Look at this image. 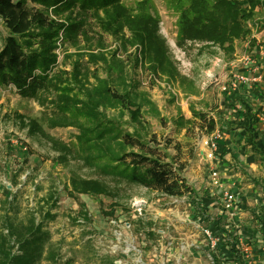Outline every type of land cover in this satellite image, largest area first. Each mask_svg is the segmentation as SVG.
Instances as JSON below:
<instances>
[{"label":"rangeland","instance_id":"rangeland-1","mask_svg":"<svg viewBox=\"0 0 264 264\" xmlns=\"http://www.w3.org/2000/svg\"><path fill=\"white\" fill-rule=\"evenodd\" d=\"M261 1L248 21L252 39L256 42L254 47L250 48L249 41L234 39L232 51L226 52L222 47L205 41H184L183 45H178V16L187 0H121L132 17L150 15L157 20L158 32L174 61L176 80L173 81L163 75L151 74L145 62L133 71V56L135 51L140 52V47L130 46L121 51L110 34L104 35L107 50L115 51L124 60L126 69H131V77L136 83L132 87L138 99L144 96L147 99L141 107L144 126H128V115H121L117 109H110L106 114L119 117L123 129L138 130L142 140L151 147H157L161 155L165 151L168 154L165 159L173 163L174 169L200 196L198 205L201 209L195 202L191 204L192 193L166 195L125 180L119 182L116 198L87 194L69 196L64 188L69 175L99 178L111 185L114 180L111 175L83 163L81 158L74 157L66 164L59 163L55 158L57 152L49 142L40 134L29 133L20 125L15 113L38 119L46 133L68 142L74 140L78 133L77 124L49 128L42 119L47 112L46 107L32 97L20 96L13 86H0V202L10 189L18 191L15 209L19 217L23 218L28 210L47 208L54 214L53 218L44 220L51 239L40 264H52L49 259L52 253L60 262L71 258V264H213L209 251L213 249L211 240L215 236L206 232L210 231V217H220L222 224L231 225V229L237 232L246 225L247 233L240 235L239 249L252 264L261 260L252 251L264 252L261 235L256 230L258 224L253 217L264 200L263 164L258 156L250 166L231 158L232 163L226 168L219 164L218 159L213 162L205 159L202 140L211 132H207L200 116L192 114V107L202 111L206 120L212 117L216 121L215 130L221 135L226 131L219 118L228 117V108L220 105V97L229 88L222 90L220 84L229 85L233 65L250 74L248 64L241 62L247 55H251L262 70V81L241 83L240 87L245 91L244 95H255V101L261 104L264 113V0ZM27 2L36 5L30 0ZM48 13L61 17L64 12L49 8ZM6 33L0 19V47ZM58 43L56 53L60 66L66 47L61 46L60 41ZM67 51L74 53V48ZM66 68L70 69V65L67 64ZM114 71L116 73L117 68ZM177 73L192 82L195 90L203 92L204 99L192 97L191 94L197 91L189 93L188 83H181ZM99 74L104 76L106 73L100 71ZM181 105L190 115L187 118L195 116L189 129L186 123L178 121ZM195 106L201 108L196 109ZM79 118L80 124L85 123L83 116ZM213 168L218 170L223 187L235 194L230 208L224 204V188L210 185ZM208 194L212 196L207 198ZM114 201L116 204L112 207ZM204 209L211 213L210 216ZM82 212L87 214L85 219ZM35 214L38 217V212ZM254 256L258 257L257 260Z\"/></svg>","mask_w":264,"mask_h":264},{"label":"trees","instance_id":"trees-1","mask_svg":"<svg viewBox=\"0 0 264 264\" xmlns=\"http://www.w3.org/2000/svg\"><path fill=\"white\" fill-rule=\"evenodd\" d=\"M27 1L0 0V19L7 30L0 47V86H13L20 96L32 97L46 107L42 119L49 128L77 124L79 131L74 140L68 142L46 133L38 119L15 113L20 125L29 133L40 134L49 142L57 152L55 158L59 163L81 158L83 163L111 175L114 180L111 185L99 178L72 174L64 184L67 194L71 197L87 194L116 198L118 184L125 180L166 195L192 193L190 197L198 206L201 198L174 169L173 163L165 159L168 154L163 151L161 155L157 147L142 140L138 130L123 129L119 117L106 114L110 109H117L121 115H128V126H144L141 107L147 99L145 96L138 99L132 87L136 83L131 77V69H126L124 60L115 51L107 50L105 34L118 42L121 51L130 46L140 47V52L135 51L133 56V71L145 62L151 74L176 80L174 61L158 32L157 20L150 15L132 17L121 0H30L36 5H29ZM187 1L178 16V45L184 41H205L230 52L234 39L249 41L250 48L256 44L248 21L255 7L262 4L261 0ZM49 8L64 13L61 17L52 16L48 13ZM59 41L66 47L60 66L56 53ZM70 47L74 48V53L67 51ZM67 64L70 69L66 68ZM114 68H117L116 73ZM100 71L106 74L101 76ZM179 76L181 83H188L187 91L195 93L193 83ZM240 86L235 91L223 92L222 106L228 108V117L219 119L226 128L238 131L244 148L251 151L253 161L258 156L262 162L264 174V135L258 125L262 107L255 101L253 93L244 95ZM192 114L202 118L207 132L214 131L216 121L212 117L206 120L202 111L193 107ZM79 116L84 117L85 123L80 124ZM194 118L179 114L178 121L186 123L189 129ZM219 140L216 155L222 156L224 148L229 151L231 147ZM219 145L223 148L221 152ZM262 189L264 191V185ZM8 193L0 202V264H40L51 239L44 220L53 218L54 214L49 208L28 210L21 218L15 209L18 191L9 189ZM86 216L82 212L84 219ZM253 217L264 248V200ZM208 220L210 233L217 239L209 251L212 263L252 264L238 246L240 235L247 233V226L237 232L231 225L222 224L220 218ZM252 253L261 258L254 264H264L263 251ZM253 258L257 260L258 257ZM49 259L52 264L73 262L71 258L60 262L54 253Z\"/></svg>","mask_w":264,"mask_h":264},{"label":"built area","instance_id":"built-area-1","mask_svg":"<svg viewBox=\"0 0 264 264\" xmlns=\"http://www.w3.org/2000/svg\"><path fill=\"white\" fill-rule=\"evenodd\" d=\"M243 65H247L250 67L251 72L249 75L245 74L244 72H241L238 70V65L232 66L230 70L232 72V78L229 83V85L220 84V88L222 90H226V87L229 89L235 91L238 88V85L241 83H254V82H261L262 81V74L258 67V65L255 63L251 55H247L244 57V59L241 61ZM259 121L264 123V113H261L259 116ZM221 137V133L218 130H214L209 134L208 136H205L202 140L203 148L202 153L204 154L205 159H207L210 162H213L216 160V150H217V142L218 139ZM210 185L216 186V187H223L222 179L219 175V172L217 169L213 168L210 173ZM223 200L226 207H231L235 201V194L230 189L223 190ZM209 228V227H208ZM208 235H210V231H206ZM215 239V240H214ZM213 244L215 245L216 237H214ZM213 246V245H212Z\"/></svg>","mask_w":264,"mask_h":264},{"label":"crops","instance_id":"crops-1","mask_svg":"<svg viewBox=\"0 0 264 264\" xmlns=\"http://www.w3.org/2000/svg\"><path fill=\"white\" fill-rule=\"evenodd\" d=\"M196 91H197L196 94H191V96L194 97V98H197L199 100H203L204 99L203 92L198 91V90H196ZM220 98H221L220 105L222 106V97H220ZM203 102H205V101H203ZM186 108H187V105H186ZM195 108L198 109V108H201V107L195 106ZM180 114H183L186 118L190 116L185 111L183 105H181V107H180ZM258 125H259L260 128H262L263 135H264V123H261V121H259L258 122ZM239 136L240 135H238V131L230 130L229 128H226V131L224 130L223 134L220 137L219 143L222 142V141H224L226 145H228L229 147H231V149L229 151H226L225 150V149H227L226 147L223 150V148L219 145V152H221L223 150V151H225V153L222 156L221 155H219V156L216 155V159H218L219 164H221L225 168L230 163H232V159L235 160V161H238L239 160L240 163H242L244 165H249V166H250V164L252 162H254L253 161V155L251 154V151L248 148H246V149L244 148V146H243V139H242V137H239ZM254 160H256V157H254ZM196 194H198V193L196 192ZM211 196L212 195L208 194L207 195V198H209ZM198 197H200V196L198 195ZM191 204L193 205L194 202L191 201ZM197 208L198 209H201V206L198 205ZM221 214L222 213H220L218 215H221ZM217 218H220V217H217Z\"/></svg>","mask_w":264,"mask_h":264}]
</instances>
